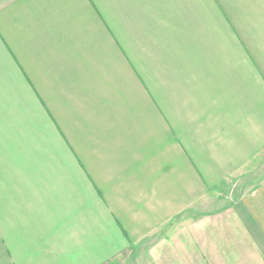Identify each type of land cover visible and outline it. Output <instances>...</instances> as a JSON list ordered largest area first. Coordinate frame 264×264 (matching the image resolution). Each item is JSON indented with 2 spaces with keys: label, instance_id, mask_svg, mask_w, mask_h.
Segmentation results:
<instances>
[{
  "label": "crops",
  "instance_id": "0c3cea01",
  "mask_svg": "<svg viewBox=\"0 0 264 264\" xmlns=\"http://www.w3.org/2000/svg\"><path fill=\"white\" fill-rule=\"evenodd\" d=\"M147 239L264 264V0H0V264Z\"/></svg>",
  "mask_w": 264,
  "mask_h": 264
},
{
  "label": "rangeland",
  "instance_id": "374dc122",
  "mask_svg": "<svg viewBox=\"0 0 264 264\" xmlns=\"http://www.w3.org/2000/svg\"><path fill=\"white\" fill-rule=\"evenodd\" d=\"M222 199L221 200L216 199L203 204H197L196 207L198 208V211L196 212L199 213L200 212L199 210H214L223 207L226 204V202L230 203V201L228 200L226 201ZM197 213L195 214L191 213L190 215H183L182 217L179 218V220L180 222L186 220H195L198 218ZM157 239L156 240L147 239L146 241L142 242L141 245L137 244L131 246L129 249H126L125 255L124 254L121 255L120 257L115 259L114 263H110V264H151L149 259V257L151 256L150 254L152 253V250H154V245L160 242L158 241L160 239L158 240ZM170 249H171L170 247H163V252L169 255Z\"/></svg>",
  "mask_w": 264,
  "mask_h": 264
}]
</instances>
